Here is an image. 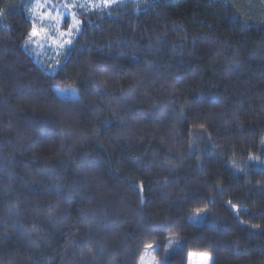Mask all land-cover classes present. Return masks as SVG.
Segmentation results:
<instances>
[{
  "label": "trees",
  "instance_id": "16d2710c",
  "mask_svg": "<svg viewBox=\"0 0 264 264\" xmlns=\"http://www.w3.org/2000/svg\"><path fill=\"white\" fill-rule=\"evenodd\" d=\"M32 2L0 0V264H264V0L76 10L54 62Z\"/></svg>",
  "mask_w": 264,
  "mask_h": 264
},
{
  "label": "rangeland",
  "instance_id": "374dc122",
  "mask_svg": "<svg viewBox=\"0 0 264 264\" xmlns=\"http://www.w3.org/2000/svg\"><path fill=\"white\" fill-rule=\"evenodd\" d=\"M127 1L132 0H114L113 3H110L109 5L105 6L101 2V0H47V7H40L36 8L35 5L37 3L44 5L45 0H33L32 5L30 7V16L32 20H36L37 27L39 28L41 24L45 28H47L51 32V36L48 40H32L29 41L28 39V45L30 48L34 51L36 57L40 59L41 61H51L54 62L56 59L60 57V55L64 52L65 48L72 43L74 40V37L78 34L81 28V21L76 17L75 13L76 10H84V11H107L112 6L118 4V3H124ZM134 1V0H133ZM74 5H85V7H79ZM49 8H53L58 10V13L61 17L60 24L59 25H53L48 19L47 16H43V13L47 12ZM56 12H53L52 15H56ZM75 15L76 19L80 21L79 30L75 31L72 30V16ZM41 17H43L41 19ZM66 17L70 18V21L66 19ZM69 23V24H68ZM53 27H58L59 32H52ZM65 33L64 39H70L71 43H64L63 47L57 46V43L55 41H59L62 38L60 37L59 33ZM60 94L66 95L70 94L71 96H76L77 92L75 89L70 88H64L59 89ZM205 212L201 211L192 216L194 220L197 222H200L201 219L204 217ZM176 246V245H175ZM149 251L147 250L143 260L142 264H160L151 254V257L149 256ZM205 253H192L190 255V262L189 264H211V259L209 261L204 260Z\"/></svg>",
  "mask_w": 264,
  "mask_h": 264
},
{
  "label": "snow or ice",
  "instance_id": "6c2138e0",
  "mask_svg": "<svg viewBox=\"0 0 264 264\" xmlns=\"http://www.w3.org/2000/svg\"><path fill=\"white\" fill-rule=\"evenodd\" d=\"M101 2L103 3V5L107 6L109 5L110 3H113L114 0H101ZM74 6H79V7H85V5H74ZM36 8H40V7H47V0H45V4L44 5H41L39 3H37L35 5ZM53 12H56L57 14L56 15H52ZM0 15H2V12H0ZM43 16H47V19L53 24V25H59L60 24V20H61V17L58 13V10L56 9H53V8H49L47 12L43 13ZM43 17H41L42 19ZM72 30H75V31H78L79 30V25H80V21L76 19L75 15L72 16ZM52 32H59V29L58 27H53L52 28ZM60 37L62 38L61 40L59 41H55V43H57V46L59 47H63L64 43H68L70 44L71 43V40L70 39H64L65 37V33H62L60 32L59 33ZM51 36V32L45 28L43 26V24H41V26L38 28L37 27V23H36V20L34 19L33 20V26H32V31L29 33V41H32V40H48ZM59 61H57L58 63ZM147 248L150 250L149 251V256L151 257V252L152 251H155V246L153 245H147ZM143 259V257H142ZM211 259V255L210 254H206L204 256V260L207 262Z\"/></svg>",
  "mask_w": 264,
  "mask_h": 264
}]
</instances>
